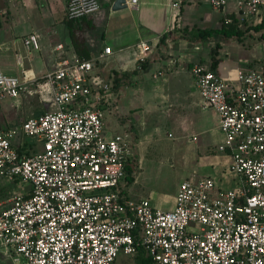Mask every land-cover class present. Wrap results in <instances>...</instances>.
<instances>
[{
  "label": "built area",
  "instance_id": "2783aa9c",
  "mask_svg": "<svg viewBox=\"0 0 264 264\" xmlns=\"http://www.w3.org/2000/svg\"><path fill=\"white\" fill-rule=\"evenodd\" d=\"M136 2L124 0L132 7ZM209 2L222 9L232 3L241 18L264 7V0ZM99 8V0H67L65 17L78 20ZM23 42L39 46L32 31ZM137 48L144 60L148 40L140 39ZM111 51L105 45L93 57L60 56L40 76L0 69V105L34 91L47 104L0 128V178L29 185L0 198V243L12 262L119 264V253L134 255L142 246L153 264H264V61L261 69L238 70L237 84L201 62L192 65L201 105L218 113L224 134L218 149L229 150L228 169L242 183L216 190L209 176L185 178L173 207L162 208L123 192L131 139L127 131L106 136L109 82L94 72L97 59ZM22 138L39 148L20 154Z\"/></svg>",
  "mask_w": 264,
  "mask_h": 264
},
{
  "label": "crops",
  "instance_id": "0c3cea01",
  "mask_svg": "<svg viewBox=\"0 0 264 264\" xmlns=\"http://www.w3.org/2000/svg\"><path fill=\"white\" fill-rule=\"evenodd\" d=\"M99 1L97 11L71 21L65 17L67 0H3L0 15L12 23V33L11 42L0 53V69L20 78L29 74L40 76L52 69L60 56L78 55L71 33L76 36L79 52L89 57L98 55L105 45H110L112 51L97 59L94 72L98 73L99 80L109 82L112 80L111 70L119 74L127 71L128 81L119 89L110 87L107 92L106 136L127 131L131 139V157H135L143 140L153 147L159 146L164 136L163 128H171L172 131H166L172 140V154L178 157L177 169L183 175L181 180L209 176L215 181L216 190L237 189L242 179L228 169L231 154L228 149H218L224 139L218 127V113L211 106L201 105L191 67L195 62L210 67V49L217 41L219 60L215 70L237 84L238 70L262 68L264 46L259 35L261 31L250 27L236 36L219 34L203 40L167 38V43L162 46L157 42L163 32L175 27L220 26L218 22L227 16L236 17L238 26L244 28L245 21L253 24L264 18V7L257 14L241 18L230 3L219 18L212 19L203 11L196 19L193 9L200 6L201 0H182L179 7L172 6L171 0H137L134 7L126 5L116 9L112 7L114 0ZM199 20L205 23H199ZM31 31L37 35L38 47L26 46L23 42V37ZM140 39L148 40L150 52L147 63L138 68L137 42ZM59 42L63 46L57 48ZM42 102L37 113L47 105ZM19 122L9 120L4 127ZM21 182V185L9 183L11 190L29 191L28 183ZM123 183V192L127 196L140 198L131 196L125 188V180ZM177 188L178 185L167 200L152 197L154 205L172 208Z\"/></svg>",
  "mask_w": 264,
  "mask_h": 264
},
{
  "label": "rangeland",
  "instance_id": "374dc122",
  "mask_svg": "<svg viewBox=\"0 0 264 264\" xmlns=\"http://www.w3.org/2000/svg\"><path fill=\"white\" fill-rule=\"evenodd\" d=\"M4 7L3 0H0V7ZM2 7V8H3ZM196 19L199 18V13L205 12L212 19L214 17L219 18L224 14L225 9L214 8L209 0H201L199 7L193 9ZM264 12V11H263ZM264 14V13H263ZM215 20V19H214ZM222 20V19H221ZM199 23H205L199 20ZM221 22H218L220 24ZM246 24H244L245 26ZM11 26L10 21H5L0 15V53L4 50L7 43L11 42ZM36 88V85L35 87ZM43 102L39 97V93L34 91L29 94L25 92L21 93L17 100L12 98H7L2 102L0 107V127L8 125L9 120L20 121L27 115L37 113L43 106ZM163 128V138L159 143V146L153 147L151 143L143 140L140 145V149L136 151V165L134 166V181L130 186L129 183L125 184V188L129 190L131 196L147 197L153 203V198H163L169 199L170 194H172L179 181H181L182 174L178 172V157H174L171 149V139L167 136V131L171 128ZM152 146V147H151ZM131 173V170H130ZM131 181V182H132ZM130 182V183H131ZM11 182L6 179L0 178V192L3 194V198L8 197L11 193ZM21 181L16 180V185H21ZM129 184V185H128ZM153 197V198H152ZM190 226L197 227L196 224L191 223ZM135 264L134 255L125 254L123 252L119 253L117 256V262L119 264H124V262ZM0 264H14L10 258L8 251L4 245L0 243ZM25 264V263H21Z\"/></svg>",
  "mask_w": 264,
  "mask_h": 264
},
{
  "label": "trees",
  "instance_id": "16d2710c",
  "mask_svg": "<svg viewBox=\"0 0 264 264\" xmlns=\"http://www.w3.org/2000/svg\"><path fill=\"white\" fill-rule=\"evenodd\" d=\"M71 20V19H68ZM74 21V20H71ZM246 22V23H245ZM244 23L246 24L244 28H241L240 26H238V20L236 17H233L231 19V21H226L225 19H222L220 26H215V27H200V26H196V27H192L190 29L188 28H173L170 30H167L165 32H163L157 42V45H165V43H167V38L168 39H174V38H178V37H184V38H188L191 40H195V39H201L203 40L204 38L207 39H211V38H215V36L222 34V35H226V36H236L238 34H242L243 32H245L248 28L253 27L254 30H260V36L264 37V18H261L259 21L255 22V23H248L247 21H245ZM72 34V39L74 41L75 47L78 51V55H83L85 57H89L88 54H82L79 52L78 49V41L76 40V36L74 35V33ZM219 44L216 41V43L211 47V55H210V68L215 70L217 67V63L219 60V57L217 56V48H218ZM149 57L147 56L144 60H139L138 59V68L144 66L147 61H148ZM137 68V69H138ZM127 71L121 72L120 74L118 72H116L115 70H111L110 75L112 76V80H108L109 81V88H116L119 89L121 88L123 85L127 84ZM110 88V89H111ZM17 150L20 154L23 153H29L32 151H36L39 147L38 144L35 141H29L26 140L24 138H22L19 143L16 145ZM136 156L135 157H131L129 158L126 163H125V176H124V180H125V184L130 183L133 178H134V171H132V169H134V166L136 165ZM131 170V173H130ZM3 194L0 192V198H2ZM134 258H135V264H153V261L150 257L149 254H147V252L145 251L144 247L142 246H138V249L136 251V253L134 254ZM125 264H131L128 263L126 261Z\"/></svg>",
  "mask_w": 264,
  "mask_h": 264
},
{
  "label": "water",
  "instance_id": "95a60500",
  "mask_svg": "<svg viewBox=\"0 0 264 264\" xmlns=\"http://www.w3.org/2000/svg\"><path fill=\"white\" fill-rule=\"evenodd\" d=\"M125 6L126 4L124 3V0H114L113 5H112V7L115 9L125 7Z\"/></svg>",
  "mask_w": 264,
  "mask_h": 264
}]
</instances>
